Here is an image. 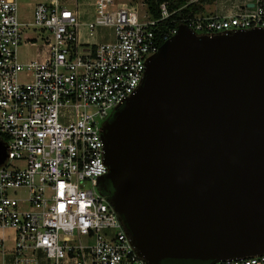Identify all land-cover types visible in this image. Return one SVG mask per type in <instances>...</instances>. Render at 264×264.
I'll return each instance as SVG.
<instances>
[{"label":"built area","instance_id":"built-area-1","mask_svg":"<svg viewBox=\"0 0 264 264\" xmlns=\"http://www.w3.org/2000/svg\"><path fill=\"white\" fill-rule=\"evenodd\" d=\"M28 1L19 18L18 0H0V264H148L98 189L101 127L179 26L197 35L264 29V0L179 18L167 2L153 18L145 2L97 0L90 21L79 0ZM98 28L110 41L87 42ZM21 45L37 47L36 57L20 62ZM226 264H264V253Z\"/></svg>","mask_w":264,"mask_h":264},{"label":"water","instance_id":"water-1","mask_svg":"<svg viewBox=\"0 0 264 264\" xmlns=\"http://www.w3.org/2000/svg\"><path fill=\"white\" fill-rule=\"evenodd\" d=\"M100 134L98 189L143 261L226 264L264 253V29L179 26ZM6 158L0 138V166Z\"/></svg>","mask_w":264,"mask_h":264},{"label":"rangeland","instance_id":"rangeland-1","mask_svg":"<svg viewBox=\"0 0 264 264\" xmlns=\"http://www.w3.org/2000/svg\"><path fill=\"white\" fill-rule=\"evenodd\" d=\"M19 1V5H20V12H19V18H23L25 17L26 13L24 11H22L23 6L27 3H29L30 1L28 0H18ZM92 2L93 4H96L97 0H79V2H82L83 6H81V14H82V20H87L88 17H90V14L93 12L95 14V6H87L88 2ZM198 2L199 0H192ZM143 2V0H111V3H113V5H118V4H122L125 5L127 7H135L138 10L140 9V5ZM218 3L216 0H214L212 3H205L203 5V10L206 12H214L215 8H218ZM22 6V9H21ZM106 8H110L111 5L107 4L105 5ZM104 6V7H105ZM105 8V9H106ZM219 9V8H218ZM110 31L107 28H98L97 29V36L91 40H88L83 34L81 35L80 41L81 42H90V43H97V44H101L104 42H108L110 41ZM39 45V43H38ZM37 45V46H38ZM37 47H32L29 45H21L18 50H17V57L19 59L20 62H25L27 60H30L31 58L34 57L35 53H36Z\"/></svg>","mask_w":264,"mask_h":264},{"label":"trees","instance_id":"trees-1","mask_svg":"<svg viewBox=\"0 0 264 264\" xmlns=\"http://www.w3.org/2000/svg\"><path fill=\"white\" fill-rule=\"evenodd\" d=\"M213 1L214 0H199L196 3L187 4L188 0H143L153 18L158 17V5L163 2H167L169 4L170 10H179L175 15V18H179L181 16L205 14L207 12L203 10V5L205 3H212Z\"/></svg>","mask_w":264,"mask_h":264},{"label":"crops","instance_id":"crops-1","mask_svg":"<svg viewBox=\"0 0 264 264\" xmlns=\"http://www.w3.org/2000/svg\"><path fill=\"white\" fill-rule=\"evenodd\" d=\"M217 3H218L217 6L219 9L226 10V9H235V7H243L244 5L249 7V5H252L253 0H217ZM118 5L121 6L122 4H118ZM82 6H83V4H82ZM87 6L92 7L93 3L89 1L87 3ZM93 17H94V13L92 12L90 14V17H88V19L84 20V21H90V20H92ZM110 33H111V31H110ZM35 57H36V53H35L34 57L31 59H34ZM4 235L8 237L7 238V240H8L7 241V247L11 248V242L9 241L11 239V233H5ZM1 237H2V235L0 233V238Z\"/></svg>","mask_w":264,"mask_h":264}]
</instances>
